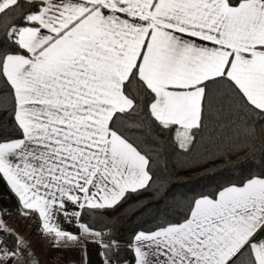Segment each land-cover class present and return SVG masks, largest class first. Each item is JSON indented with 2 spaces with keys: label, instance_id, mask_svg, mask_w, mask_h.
Instances as JSON below:
<instances>
[{
  "label": "snow or ice",
  "instance_id": "snow-or-ice-1",
  "mask_svg": "<svg viewBox=\"0 0 264 264\" xmlns=\"http://www.w3.org/2000/svg\"><path fill=\"white\" fill-rule=\"evenodd\" d=\"M257 156L264 0H0V180L54 249L79 264L89 243L101 264H264V172L182 196L177 222L125 244L86 219L166 197L170 163L195 178ZM8 212L0 264H38Z\"/></svg>",
  "mask_w": 264,
  "mask_h": 264
},
{
  "label": "trees",
  "instance_id": "trees-1",
  "mask_svg": "<svg viewBox=\"0 0 264 264\" xmlns=\"http://www.w3.org/2000/svg\"><path fill=\"white\" fill-rule=\"evenodd\" d=\"M262 172H264V161H261L259 156L254 161L221 164L219 168L210 167V171L206 174L195 178L184 170L174 168L170 163L168 171L162 173V178L167 181L165 187L168 195L166 197H156L150 192L144 193L143 196H132L115 211H110L104 216L86 219H89L97 230L107 223L114 236L121 244H125L137 231L153 228L164 220L177 222L181 218L179 204L182 196L212 194L223 186L239 184L251 175ZM0 208L9 210L8 214L2 217L4 223L10 218L23 215L16 206L14 194L2 180H0ZM8 228L17 234L14 229Z\"/></svg>",
  "mask_w": 264,
  "mask_h": 264
},
{
  "label": "rangeland",
  "instance_id": "rangeland-1",
  "mask_svg": "<svg viewBox=\"0 0 264 264\" xmlns=\"http://www.w3.org/2000/svg\"><path fill=\"white\" fill-rule=\"evenodd\" d=\"M6 225L14 229L17 235L30 245L34 260L38 264H79L80 254L67 249L56 250L52 241L46 238L30 217L18 215L7 220Z\"/></svg>",
  "mask_w": 264,
  "mask_h": 264
},
{
  "label": "crops",
  "instance_id": "crops-1",
  "mask_svg": "<svg viewBox=\"0 0 264 264\" xmlns=\"http://www.w3.org/2000/svg\"><path fill=\"white\" fill-rule=\"evenodd\" d=\"M28 217H30L35 222V226L37 225L36 229H38L42 233L41 222L38 219V217L36 215H30ZM63 226L67 231L78 234L77 229L75 227L68 224H64ZM87 250H88V264H101V257L99 256V247L89 243L87 246Z\"/></svg>",
  "mask_w": 264,
  "mask_h": 264
}]
</instances>
